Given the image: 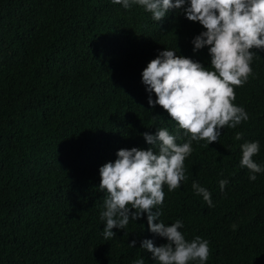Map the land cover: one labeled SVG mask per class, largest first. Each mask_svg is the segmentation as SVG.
I'll list each match as a JSON object with an SVG mask.
<instances>
[{
	"label": "trees",
	"instance_id": "16d2710c",
	"mask_svg": "<svg viewBox=\"0 0 264 264\" xmlns=\"http://www.w3.org/2000/svg\"><path fill=\"white\" fill-rule=\"evenodd\" d=\"M202 31L182 9L154 21L143 6L112 0H0V264H156L141 242L167 241L146 215L104 239L99 168L120 149L147 150L142 134L160 127L186 142L166 111L149 108L141 73L165 48L208 67L207 47L194 53L191 43ZM252 51L254 75L234 101L249 119L208 147L193 141L186 180L171 192L165 185L153 209L166 226L181 220L186 240L209 241L206 264H264V172L250 181L240 167V146L258 141L253 159L264 168V51Z\"/></svg>",
	"mask_w": 264,
	"mask_h": 264
},
{
	"label": "clouds",
	"instance_id": "9594fccd",
	"mask_svg": "<svg viewBox=\"0 0 264 264\" xmlns=\"http://www.w3.org/2000/svg\"><path fill=\"white\" fill-rule=\"evenodd\" d=\"M113 4L130 9L134 4L143 6L154 21H161L169 10H183L185 18L199 23L203 31L191 41L193 52L208 49L210 64L205 67L191 58L178 55L177 49L158 53L141 73V82L148 93L149 108L161 107L188 137L177 143V137L164 127L155 135L143 133L147 150L133 147L120 149L114 162L99 168V189L106 193L104 239H113L112 229L125 230L130 221L146 215L148 230L166 239L167 243L155 246L145 239L141 248L151 253L156 264H206L211 254L209 241L196 236L186 240L180 231L181 220L170 226L159 218L162 211H153L165 199L164 186L169 192L178 189L186 180L184 162L193 152V141L217 142L225 127L236 128L249 119L242 106H237L235 88L242 87L253 76L252 63L259 56L255 50L264 51V0H112ZM155 96V100L152 96ZM163 122L160 117L155 121ZM243 132L235 133L234 139L243 138ZM158 149L154 151L153 149ZM240 167L253 175L264 172L253 157L259 153L258 141L244 142L240 146ZM218 155V154H217ZM223 175V173H221ZM228 181H219L223 191ZM195 193L213 207L211 193L197 182L192 183ZM136 241L128 244L134 248ZM133 264H145L143 258Z\"/></svg>",
	"mask_w": 264,
	"mask_h": 264
}]
</instances>
